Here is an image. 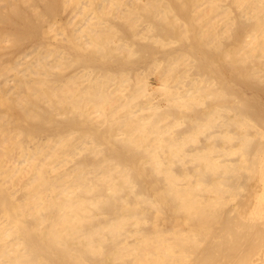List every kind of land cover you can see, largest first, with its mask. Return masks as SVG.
I'll list each match as a JSON object with an SVG mask.
<instances>
[{
    "label": "bare ground",
    "instance_id": "6f19581e",
    "mask_svg": "<svg viewBox=\"0 0 264 264\" xmlns=\"http://www.w3.org/2000/svg\"><path fill=\"white\" fill-rule=\"evenodd\" d=\"M0 264H264V0H0Z\"/></svg>",
    "mask_w": 264,
    "mask_h": 264
}]
</instances>
